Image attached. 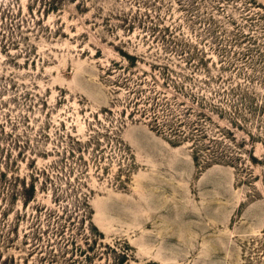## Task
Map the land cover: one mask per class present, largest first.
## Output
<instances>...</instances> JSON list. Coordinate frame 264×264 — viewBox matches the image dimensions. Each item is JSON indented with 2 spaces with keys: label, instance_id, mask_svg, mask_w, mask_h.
Wrapping results in <instances>:
<instances>
[{
  "label": "rangeland",
  "instance_id": "1",
  "mask_svg": "<svg viewBox=\"0 0 264 264\" xmlns=\"http://www.w3.org/2000/svg\"><path fill=\"white\" fill-rule=\"evenodd\" d=\"M0 264H264V0H0Z\"/></svg>",
  "mask_w": 264,
  "mask_h": 264
}]
</instances>
